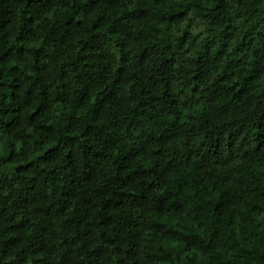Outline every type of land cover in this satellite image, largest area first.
Returning <instances> with one entry per match:
<instances>
[{
    "label": "clouds",
    "instance_id": "obj_1",
    "mask_svg": "<svg viewBox=\"0 0 264 264\" xmlns=\"http://www.w3.org/2000/svg\"><path fill=\"white\" fill-rule=\"evenodd\" d=\"M0 264H264V0H0Z\"/></svg>",
    "mask_w": 264,
    "mask_h": 264
}]
</instances>
